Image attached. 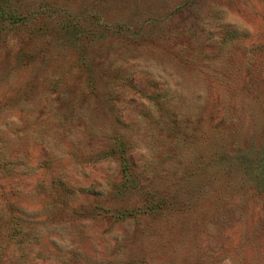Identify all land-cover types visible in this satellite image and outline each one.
I'll return each instance as SVG.
<instances>
[{"label": "rangeland", "instance_id": "374dc122", "mask_svg": "<svg viewBox=\"0 0 264 264\" xmlns=\"http://www.w3.org/2000/svg\"><path fill=\"white\" fill-rule=\"evenodd\" d=\"M0 264H264V0H0Z\"/></svg>", "mask_w": 264, "mask_h": 264}]
</instances>
